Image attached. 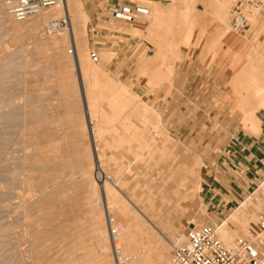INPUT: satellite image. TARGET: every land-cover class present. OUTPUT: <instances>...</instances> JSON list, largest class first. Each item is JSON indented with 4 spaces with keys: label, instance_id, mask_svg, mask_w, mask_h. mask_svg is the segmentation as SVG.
<instances>
[{
    "label": "rangeland",
    "instance_id": "obj_1",
    "mask_svg": "<svg viewBox=\"0 0 264 264\" xmlns=\"http://www.w3.org/2000/svg\"><path fill=\"white\" fill-rule=\"evenodd\" d=\"M86 1L79 0L75 12L67 10L71 25L60 30L51 25L58 6L17 20L0 0V264H115L111 249L107 253L102 249L106 242L92 218L93 211L101 218L104 214L92 204L100 189L89 111L98 119L93 130L102 166L111 177L112 195L136 230L152 235L144 245L135 238L133 253L123 242L130 264L138 258L165 263L166 254L171 259L173 244L183 241L189 229L208 222L216 225L213 214L201 204L204 153L207 147L220 149L226 142L220 133L229 125L211 123L209 117L201 123H176L181 121L175 115L176 103L192 101L181 90L189 76H179L178 69L192 59L211 64L225 45L232 52L239 37L247 41L241 51L249 48L250 54L248 65L240 70L244 74L234 79L230 114L241 116L242 123L234 130L253 135L259 130L256 112L264 106L257 95L264 87V0L261 9L248 8L251 27L245 33L227 29L237 2L230 0L223 25L229 30L226 41L217 35L213 21L216 0H132L148 13L117 28L95 24ZM94 1L106 7L104 1ZM191 6L199 17H186ZM157 7L176 16L155 25L152 16ZM253 12L256 20L250 16ZM73 22L81 28L78 45L84 71L92 72L86 79L73 62L76 52H68L74 43L69 35ZM101 30L108 31L107 36L97 37ZM52 38L63 41L59 48ZM92 51L98 52V62L91 59ZM207 83L198 84L203 87L200 96L211 94ZM114 94L124 103L111 100ZM213 101L217 106L223 103ZM259 185L216 220L224 223L226 240H230L227 233L236 235V240L255 230L264 211V183Z\"/></svg>",
    "mask_w": 264,
    "mask_h": 264
},
{
    "label": "crops",
    "instance_id": "obj_2",
    "mask_svg": "<svg viewBox=\"0 0 264 264\" xmlns=\"http://www.w3.org/2000/svg\"><path fill=\"white\" fill-rule=\"evenodd\" d=\"M86 2H90L87 7L95 24L102 22L117 28L123 23L135 22L136 18L133 21L114 18L106 7L100 8L94 0ZM137 15L140 14L135 10V16ZM107 32L98 31L96 36L99 37L104 33L106 35ZM246 43L245 37H239L232 52H227L225 45L224 50L217 53L211 64L193 62L192 59L190 65L184 67L181 65L178 69L179 76H189L187 86L181 90L188 93L192 101L176 103L175 115L181 118V121L176 119V123H201L203 118L209 117L211 123L229 125L227 131L220 133V138L226 140L220 149L217 151L216 147L212 149L207 147L204 153L206 165L203 169L201 204L206 207L208 213L213 214L214 223H218L217 219L218 221L223 219L248 193L260 183H264V106L256 112L259 119V130L256 135L245 133L240 128L234 130V125L242 123V120L239 114H230V108L234 106L231 98L234 92V79L241 75L243 71L240 70L248 65L250 49L241 51ZM132 72L125 71L126 75ZM195 76H200L197 82ZM202 77L205 79L203 80ZM207 81L209 83L206 85V91L211 94L207 97L200 96L203 87L198 84ZM228 96L230 98H227ZM212 99H220L223 103L217 106ZM200 100L204 101L200 102ZM189 117L190 120L187 119Z\"/></svg>",
    "mask_w": 264,
    "mask_h": 264
},
{
    "label": "built area",
    "instance_id": "obj_3",
    "mask_svg": "<svg viewBox=\"0 0 264 264\" xmlns=\"http://www.w3.org/2000/svg\"><path fill=\"white\" fill-rule=\"evenodd\" d=\"M61 0H3L6 11L17 20H25L35 16L49 8L55 7ZM106 8L114 18L124 21L135 19V10L140 15H146L148 9L132 6V0H102ZM261 0H237L231 8L229 28L233 32L245 33L251 23L248 17L247 7H258L261 9ZM135 9H134V8ZM55 28L71 25V18L65 13L60 19L51 23ZM76 52L73 44L69 53ZM94 62L100 60L97 51L90 54ZM98 180L107 177L106 173L98 170ZM110 180V179H109ZM105 214L107 231L109 234L112 254L116 264H130V259L125 255L121 245L120 226L117 224L107 197L103 194L97 202ZM173 264H264V211L260 213L255 225V230L249 237H241L232 245H227L221 238L218 227L213 224H205L189 229L185 239L172 246Z\"/></svg>",
    "mask_w": 264,
    "mask_h": 264
},
{
    "label": "bare ground",
    "instance_id": "obj_4",
    "mask_svg": "<svg viewBox=\"0 0 264 264\" xmlns=\"http://www.w3.org/2000/svg\"><path fill=\"white\" fill-rule=\"evenodd\" d=\"M79 0H62V3L60 2L58 5H56V7L58 6V11H57V13H55V14H53L52 15V18H53V20H57V19H60L61 17V14L62 15H64L65 13H68L67 12V10L68 11H70V12H75V10H76V7H77V2H78ZM186 2H192L193 0H185ZM230 0H216L215 1V6L217 7H215L217 10H216V15H215V19H214V16H213V21H215V23H216V25H218V28H217V30H216V32H217V35L219 36V38L220 39H222V40H227L228 39V37H229V30H227V29H230V28H223V25H226V23L225 22H227V20H226V10H227V6H228V4H230ZM214 4V3H213ZM214 6V5H213ZM249 7H252V6H248L247 7V11H248V8ZM255 8H257V9H259L258 7H255ZM161 8L160 7H157V13H154L153 14V16L152 17H154V24L156 25V24H158V23H161L162 24V22H166V19H171L170 17H172L173 18V16L175 15V13H174V11H173V13H172V15H170V14H165L162 10H160ZM250 9V8H249ZM215 10V9H214ZM69 12V13H70ZM78 12V11H77ZM249 12V11H248ZM64 13V14H63ZM68 13V14H69ZM251 13V12H250ZM254 13V12H253ZM77 14V13H76ZM75 14V15H76ZM38 15H40V14H38ZM50 15V14H49ZM168 15V16H167ZM170 15V16H169ZM254 15H256V13H254V14H252V15H250L251 17H252V19H253V17H254ZM151 16V15H150ZM176 16V15H175ZM199 17V12H197V10L195 9V6H191L189 9H188V12L186 13V17L188 18V19H193V18H196V17ZM168 17V18H167ZM248 17H249V13H248ZM48 19V17L47 16H44V18H43V22H45V24L47 23V20ZM175 19V18H174ZM76 20V19H75ZM173 20V19H172ZM250 20V19H249ZM253 20H256V16H255V18L253 19ZM230 21V20H229ZM168 23V22H167ZM250 23H251V21H250ZM169 24V23H168ZM228 25H229V23H228ZM37 26H40V28H39V30H41V26L42 25H40V24H37ZM72 28L69 30V35H70V37H71V39L72 40H74V45L76 46V48H77V51H76V55H77V60H74L73 62H74V64H77L78 66H79V69H80V71H81V75L84 77V79H86L88 76H89V74H88V72H90V73H92L91 71H84V63H83V55L81 54V52H82V50L79 48V45H78V41L80 40L79 39V28L80 27H78L76 24H74V22L72 23V26H71ZM85 28H86V26H85ZM67 29V28H66ZM81 29V28H80ZM60 30H62V28L60 29ZM159 30V29H158ZM157 30V31H158ZM64 31H65V29H64ZM160 31V30H159ZM41 32V31H40ZM39 32V33H40ZM43 32V31H42ZM41 32V33H42ZM154 32V31H153ZM233 32V31H232ZM44 33V32H43ZM42 33V34H43ZM235 33H238V32H235ZM188 35H192V29L189 31V33H188ZM156 36V35H155ZM160 36V35H159ZM155 38V37H154ZM150 39H153V37L152 38H150ZM154 40V39H153ZM52 42H53V44H54V46H55V48H59V45H60V43H63V41H59L58 39H55V38H52ZM159 42V41H158ZM158 44V43H157ZM161 45V44H160ZM159 44L158 45H156V46H160ZM161 49H163L162 47H161ZM160 49V50H161ZM68 52H69V49H68ZM74 54V53H73ZM155 57V56H154ZM154 60L152 61V62H156V59L155 58H153ZM164 59V58H163ZM150 65H152L153 64V66H154V63H150V62H148ZM148 65V64H147ZM146 65V66H147ZM149 66V65H148ZM147 68V67H146ZM83 70V71H82ZM83 72V73H82ZM94 78V77H93ZM83 79V78H82ZM103 86H104V84H103ZM109 88H110V86H109ZM130 95H131V93H129ZM259 94V97L261 98L260 100V102L262 103V104H259L260 106L261 105H263L264 104V87L262 88V89H260L258 92H257V95ZM110 95H112V94H110ZM110 95H109V97H110ZM115 95V94H114ZM117 95V94H116ZM114 96L113 98L112 97H110V98H112L111 100H113L114 98L116 99V100H120V101H122V99L119 97V96ZM119 97V98H118ZM109 98V99H110ZM119 100L117 101V104L118 103H122V102H119ZM114 101V100H113ZM12 103V102H11ZM123 103H124V101H123ZM122 103V104H123ZM15 107V106H14ZM13 107V108H14ZM1 109V108H0ZM155 111V110H154ZM3 113V112H2ZM89 116H90V124H91V128H92V133H93V142H92V147H93V153H94V159H95V164H96V176H97V183L99 184V189H100V196H98L97 198H95L94 199V201H92L93 203V206L94 205H96L97 204V202H98V200L100 199V197L103 195V194H105L106 195V197H107V200H108V203H109V206H110V208L112 209V212H113V215L115 216V219H116V222H117V224L120 226V229H121V233H120V238H121V245H122V248H123V250H125V247H123L124 245H123V242L126 244V247H127V249H128V253H133V252H135V250H136V247H134V242H136L134 239L135 238H137L138 239V241H140V243L141 244H148L150 241H152V235L150 234V233H147V232H144L143 230H136L137 228H138V226H136V224L135 223H133L131 220V217L126 213V211L122 208V207H120L119 206V202H118V199H117V197H115V196H113L112 195V191L110 190V188H109V185H108V183H110V180H111V177H110V175L107 173V171L104 169V167L102 166V162H101V159H100V150H101V147H100V142L96 139V137H95V135H94V130H93V128H94V124L96 123V121L98 120L96 117L95 118H92L91 117V113H90V111H89ZM3 115V114H2ZM7 115V114H6ZM149 115V114H148ZM30 116V115H29ZM3 117V116H2ZM7 117V116H6ZM11 117V116H10ZM1 118V117H0ZM12 118H14V116L12 117ZM11 118V119H12ZM15 118H17V117H15ZM1 120H2V118H1ZM5 120V119H4ZM7 121V120H6ZM5 121V122H6ZM11 121V120H10ZM10 121L8 122V123H10ZM2 122V121H1ZM13 123V122H12ZM16 145V144H15ZM16 147V146H15ZM13 148V147H12ZM2 156V158H4L3 157V155H1ZM7 156L8 157H11L10 155H8L7 154ZM13 157V156H12ZM1 158V157H0ZM1 160V159H0ZM3 160V159H2ZM2 162V161H1ZM7 162H8V160H7ZM11 162V161H10ZM21 162V161H20ZM17 164V163H16ZM2 165V164H1ZM4 168V167H3ZM7 167L5 166V169H6ZM21 168V167H20ZM8 170V169H7ZM17 170V169H16ZM98 170H100L102 173L104 172V173H106V176L107 177H105V178H102V183H100L99 182V180H98V175H97V173H98ZM4 171V170H3ZM6 171V170H5ZM17 172V171H16ZM12 174V173H11ZM2 175V174H1ZM10 175V174H9ZM4 176V175H3ZM2 176V177H3ZM7 176V175H6ZM12 176V175H11ZM10 176V177H11ZM13 176H15V173H14V175ZM26 176V175H25ZM28 176V175H27ZM27 176L25 177V178H27ZM9 177V176H8ZM20 177H21V175H20ZM20 177H18V178H20ZM24 177V176H23ZM7 178V177H6ZM15 178V180H16V177H14ZM24 178V179H25ZM11 179V178H10ZM12 179H13V177H12ZM11 179V180H12ZM23 179V178H22ZM23 179V180H24ZM110 179V180H109ZM29 180H30V178H29ZM32 180V179H31ZM10 181V180H9ZM14 180H12V182H13ZM16 182H19V181H16ZM29 182V181H28ZM31 182V181H30ZM20 183V182H19ZM14 184H16V183H14ZM2 185H5V182L4 183H2ZM19 185V184H18ZM25 185V184H24ZM30 185H31V183H30ZM5 186H7V185H5ZM10 186V185H9ZM14 186V185H13ZM2 187H4V186H2ZM16 187H18V186H16ZM33 187V186H32ZM9 188V187H8ZM35 188V187H34ZM15 189V188H14ZM13 189V190H14ZM19 189V188H18ZM10 190V189H9ZM22 192H23V190L22 189H20ZM31 192H32V190L31 189H29ZM4 191V190H3ZM8 191V190H7ZM201 191V190H200ZM11 192V191H10ZM16 192V191H15ZM26 192V191H25ZM25 192H23V193H25ZM29 193V192H28ZM20 195V194H19ZM13 196H15V195H13ZM26 199V198H25ZM24 199V200H25ZM15 200V199H14ZM20 200V199H19ZM10 202H12V201H10ZM16 202H17V200H16ZM21 202H23V201H21ZM24 204V203H23ZM22 205V204H21ZM27 205H28V203H27ZM26 206V205H25ZM10 207V206H9ZM21 207V206H20ZM25 208V207H24ZM26 209V208H25ZM97 209V208H96ZM94 210V209H93ZM103 214H104V211H103ZM102 215V214H101ZM103 217V216H102ZM92 218H93V222L95 223V225H96V227H97V229H98V231L97 232H99L101 235H102V237H103V239L105 240V242H106V245H104V243H103V248L102 249H105L104 250V252L105 253H107V251H109V249H111V245H110V240H108L109 242V245H108V243H107V239H106V236L108 237V239H109V234H108V231H106L107 230V226H106V230H105V227H104V220L103 219H105V214H104V218H101V216H100V213H96L95 211H93V215H92ZM91 218V219H92ZM105 224H106V220H105ZM224 223H216V226L218 227V232H219V234H220V236H221V238H222V240L224 241V242H226V244L227 245H232L234 242H235V237H236V235H232L231 233H227V235H228V239H230V240H226L224 237H223V225ZM95 227V228H96ZM97 229H95V230H97ZM222 231V232H221ZM99 233H98V236L99 237H101V235H99ZM107 233V234H106ZM186 236V235H185ZM101 237V238H102ZM97 239H98V237H97ZM102 239V240H103ZM101 240V239H100ZM101 242V241H100ZM103 242V241H102ZM101 245H102V243H101ZM102 247V246H101ZM111 251H112V249H111ZM109 253V252H108ZM124 253H125V255H127L126 254V251H124ZM167 253H168V250H167ZM107 255L108 254H106V256L105 257H107ZM138 256V255H137ZM130 257V256H129ZM114 258V257H113ZM114 262H115V264H116V261L114 260ZM104 264V263H103ZM108 264V263H107ZM132 264H151V261L148 259V258H138L136 261H134ZM162 264H173V262H172V256H171V259H170V255L169 254H166V256H165V263H162Z\"/></svg>",
    "mask_w": 264,
    "mask_h": 264
}]
</instances>
